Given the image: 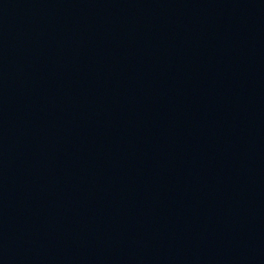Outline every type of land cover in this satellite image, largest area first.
<instances>
[{
  "label": "water",
  "instance_id": "95a60500",
  "mask_svg": "<svg viewBox=\"0 0 264 264\" xmlns=\"http://www.w3.org/2000/svg\"><path fill=\"white\" fill-rule=\"evenodd\" d=\"M0 264H264V0H0Z\"/></svg>",
  "mask_w": 264,
  "mask_h": 264
}]
</instances>
